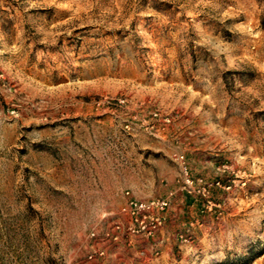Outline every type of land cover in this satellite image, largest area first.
<instances>
[{
  "label": "rangeland",
  "instance_id": "rangeland-1",
  "mask_svg": "<svg viewBox=\"0 0 264 264\" xmlns=\"http://www.w3.org/2000/svg\"><path fill=\"white\" fill-rule=\"evenodd\" d=\"M0 264H264V0H0Z\"/></svg>",
  "mask_w": 264,
  "mask_h": 264
},
{
  "label": "built area",
  "instance_id": "built-area-1",
  "mask_svg": "<svg viewBox=\"0 0 264 264\" xmlns=\"http://www.w3.org/2000/svg\"><path fill=\"white\" fill-rule=\"evenodd\" d=\"M166 205L167 202L164 199H150L147 201L129 199L126 205L121 207V211L132 215L136 220L137 217H139V223L142 224L144 222V218H146L147 215L152 220L151 222L159 221L158 216H155V218L153 217V212L164 209ZM144 226H146L145 223L142 225V227Z\"/></svg>",
  "mask_w": 264,
  "mask_h": 264
}]
</instances>
